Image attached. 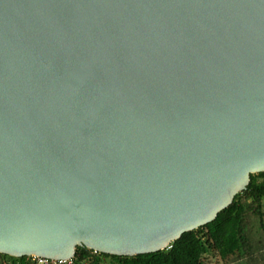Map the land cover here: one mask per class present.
I'll return each instance as SVG.
<instances>
[{
    "label": "water",
    "instance_id": "1",
    "mask_svg": "<svg viewBox=\"0 0 264 264\" xmlns=\"http://www.w3.org/2000/svg\"><path fill=\"white\" fill-rule=\"evenodd\" d=\"M264 172V0H0V254L167 249Z\"/></svg>",
    "mask_w": 264,
    "mask_h": 264
},
{
    "label": "trees",
    "instance_id": "2",
    "mask_svg": "<svg viewBox=\"0 0 264 264\" xmlns=\"http://www.w3.org/2000/svg\"><path fill=\"white\" fill-rule=\"evenodd\" d=\"M78 246L76 256L87 253ZM3 264H24L27 257L0 254ZM264 264V172L251 176L247 189L211 223L184 233L167 249L135 256L99 253L91 264Z\"/></svg>",
    "mask_w": 264,
    "mask_h": 264
},
{
    "label": "built area",
    "instance_id": "3",
    "mask_svg": "<svg viewBox=\"0 0 264 264\" xmlns=\"http://www.w3.org/2000/svg\"><path fill=\"white\" fill-rule=\"evenodd\" d=\"M100 252L88 249L82 256H75L70 259H50L40 256H29L24 264H91Z\"/></svg>",
    "mask_w": 264,
    "mask_h": 264
},
{
    "label": "rangeland",
    "instance_id": "4",
    "mask_svg": "<svg viewBox=\"0 0 264 264\" xmlns=\"http://www.w3.org/2000/svg\"><path fill=\"white\" fill-rule=\"evenodd\" d=\"M0 262L2 263L3 261L1 260V257H0ZM209 264H222L221 262H220V260L218 259V258H216V257H212L211 259H210V261H209Z\"/></svg>",
    "mask_w": 264,
    "mask_h": 264
},
{
    "label": "crops",
    "instance_id": "5",
    "mask_svg": "<svg viewBox=\"0 0 264 264\" xmlns=\"http://www.w3.org/2000/svg\"><path fill=\"white\" fill-rule=\"evenodd\" d=\"M0 257H1V255H0ZM1 260L3 261L2 257H1ZM0 264H3V262L2 263L0 262Z\"/></svg>",
    "mask_w": 264,
    "mask_h": 264
}]
</instances>
